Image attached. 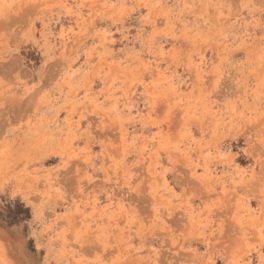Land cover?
<instances>
[{
	"label": "rangeland",
	"instance_id": "1",
	"mask_svg": "<svg viewBox=\"0 0 264 264\" xmlns=\"http://www.w3.org/2000/svg\"><path fill=\"white\" fill-rule=\"evenodd\" d=\"M0 264H264V0H0Z\"/></svg>",
	"mask_w": 264,
	"mask_h": 264
}]
</instances>
